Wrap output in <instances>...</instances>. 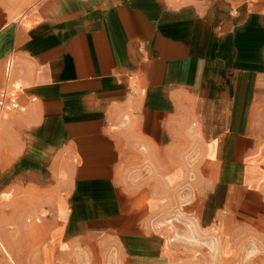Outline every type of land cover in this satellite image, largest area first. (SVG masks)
<instances>
[{"label":"crops","instance_id":"1","mask_svg":"<svg viewBox=\"0 0 264 264\" xmlns=\"http://www.w3.org/2000/svg\"><path fill=\"white\" fill-rule=\"evenodd\" d=\"M11 84L0 264H183L178 212L264 244V0H0Z\"/></svg>","mask_w":264,"mask_h":264},{"label":"rangeland","instance_id":"2","mask_svg":"<svg viewBox=\"0 0 264 264\" xmlns=\"http://www.w3.org/2000/svg\"><path fill=\"white\" fill-rule=\"evenodd\" d=\"M186 215L183 212H178L173 215L170 220H175L173 223L184 221V227L178 229L173 228V237L178 241L185 251L191 253L189 256L193 260H187L183 264H264V244L257 243L252 239L249 243L242 244L241 257L235 260H221L219 252L221 251L220 239L223 237L222 229L216 230L207 234L204 229L197 227L196 222L185 221ZM71 264H116L115 260L104 261L95 258L93 253L85 255L80 250H73L71 256Z\"/></svg>","mask_w":264,"mask_h":264},{"label":"built area","instance_id":"3","mask_svg":"<svg viewBox=\"0 0 264 264\" xmlns=\"http://www.w3.org/2000/svg\"><path fill=\"white\" fill-rule=\"evenodd\" d=\"M14 65L13 57L6 61V75L9 77ZM21 89L14 84L0 91V131L3 128L4 121L9 115L16 111H25L26 106L20 99Z\"/></svg>","mask_w":264,"mask_h":264}]
</instances>
